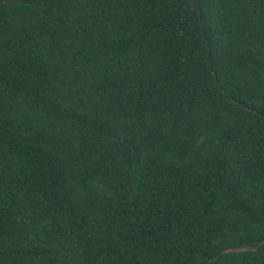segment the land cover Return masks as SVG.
Wrapping results in <instances>:
<instances>
[{
    "label": "trees",
    "instance_id": "16d2710c",
    "mask_svg": "<svg viewBox=\"0 0 264 264\" xmlns=\"http://www.w3.org/2000/svg\"><path fill=\"white\" fill-rule=\"evenodd\" d=\"M0 264H264V0H0Z\"/></svg>",
    "mask_w": 264,
    "mask_h": 264
}]
</instances>
